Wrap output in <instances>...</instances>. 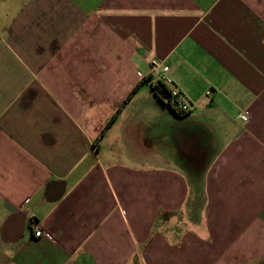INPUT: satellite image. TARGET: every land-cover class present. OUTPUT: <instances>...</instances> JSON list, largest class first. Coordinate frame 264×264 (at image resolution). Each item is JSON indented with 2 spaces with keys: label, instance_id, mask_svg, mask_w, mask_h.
<instances>
[{
  "label": "crops",
  "instance_id": "crops-1",
  "mask_svg": "<svg viewBox=\"0 0 264 264\" xmlns=\"http://www.w3.org/2000/svg\"><path fill=\"white\" fill-rule=\"evenodd\" d=\"M0 264H264V0H0Z\"/></svg>",
  "mask_w": 264,
  "mask_h": 264
},
{
  "label": "built area",
  "instance_id": "built-area-1",
  "mask_svg": "<svg viewBox=\"0 0 264 264\" xmlns=\"http://www.w3.org/2000/svg\"><path fill=\"white\" fill-rule=\"evenodd\" d=\"M168 65L165 64L163 61H151L149 63V73L147 78L149 79V89L153 87L157 81H161L163 84L169 85L171 83V79L167 75ZM168 95L163 98L165 103H168L166 107L177 114H183L188 112L189 110V103L187 97L182 92L178 91L175 88H167ZM207 93V92H206ZM239 118L245 120L244 114H239ZM33 235L38 237L42 235V232L38 227H34Z\"/></svg>",
  "mask_w": 264,
  "mask_h": 264
},
{
  "label": "trees",
  "instance_id": "trees-1",
  "mask_svg": "<svg viewBox=\"0 0 264 264\" xmlns=\"http://www.w3.org/2000/svg\"><path fill=\"white\" fill-rule=\"evenodd\" d=\"M150 92L160 101L164 106H168V103L163 101V98L168 95V89L161 81H157L153 87H150ZM172 111V110H171ZM173 112V111H172ZM175 113V112H174ZM177 114V113H176ZM184 114V113H183Z\"/></svg>",
  "mask_w": 264,
  "mask_h": 264
}]
</instances>
